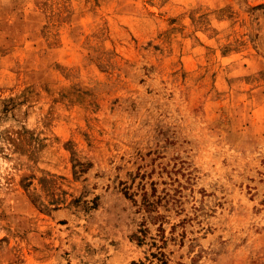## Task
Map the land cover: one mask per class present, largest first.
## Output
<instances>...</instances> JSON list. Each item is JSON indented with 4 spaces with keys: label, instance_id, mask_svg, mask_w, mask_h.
<instances>
[{
    "label": "rangeland",
    "instance_id": "obj_1",
    "mask_svg": "<svg viewBox=\"0 0 264 264\" xmlns=\"http://www.w3.org/2000/svg\"><path fill=\"white\" fill-rule=\"evenodd\" d=\"M264 264V0H0V264Z\"/></svg>",
    "mask_w": 264,
    "mask_h": 264
},
{
    "label": "trees",
    "instance_id": "obj_2",
    "mask_svg": "<svg viewBox=\"0 0 264 264\" xmlns=\"http://www.w3.org/2000/svg\"><path fill=\"white\" fill-rule=\"evenodd\" d=\"M131 264H146V263L143 261H133Z\"/></svg>",
    "mask_w": 264,
    "mask_h": 264
}]
</instances>
